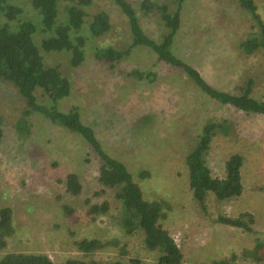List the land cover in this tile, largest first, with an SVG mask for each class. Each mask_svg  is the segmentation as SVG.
I'll return each instance as SVG.
<instances>
[{
  "label": "rangeland",
  "instance_id": "1",
  "mask_svg": "<svg viewBox=\"0 0 264 264\" xmlns=\"http://www.w3.org/2000/svg\"><path fill=\"white\" fill-rule=\"evenodd\" d=\"M23 8L22 19L36 18L26 0H10ZM146 34L159 39V17L144 15L141 0H129ZM175 10L176 0H153ZM264 21V0H254ZM104 10L111 28L90 39L81 65L72 67L69 55L41 50L47 66H56L71 84L60 108L77 107L82 121L91 126L103 148L122 161L140 185L147 200L163 199L169 205L159 220L180 248L184 264H209L236 255V264H264L242 255L254 239H264V115L246 113L203 94L177 67L159 61L148 48H133L113 67L93 56V46L124 48L129 42L126 19L110 0H95L89 14ZM89 19V17L87 18ZM180 28L173 51L196 68L213 87L236 93L244 82L254 81L252 96L264 100V51L244 54L239 43L254 32L249 15L236 0H184ZM155 72L152 81L138 79L131 71ZM40 99V91H36ZM25 108L14 86L0 82V207L12 211L11 233L0 248L7 253H44L55 264L68 258L94 259L120 264H156L158 253L143 245L138 231L126 235L114 218V191L98 182L100 160L76 134L51 124L39 114L30 118L29 133L20 135L15 124ZM207 122L223 123L205 155L215 177H223L229 155L243 157L240 196L217 200L206 197L205 210L193 200L188 185L185 156ZM149 175L139 178L137 172ZM74 172L82 192L72 196L63 182ZM98 193V194H96ZM91 202L109 201L110 211L91 220ZM63 206L73 209L72 215ZM250 212L253 231L217 222L218 215L236 217ZM83 238L104 246L85 256L75 245Z\"/></svg>",
  "mask_w": 264,
  "mask_h": 264
},
{
  "label": "trees",
  "instance_id": "2",
  "mask_svg": "<svg viewBox=\"0 0 264 264\" xmlns=\"http://www.w3.org/2000/svg\"><path fill=\"white\" fill-rule=\"evenodd\" d=\"M36 12V18L22 19L23 8L10 0H0V82L7 81L24 100L25 108L18 118L15 128L20 135L29 133V118L39 114L51 124L60 126L80 137L100 160L98 182L101 186L114 191V218L126 235L142 232L143 245L148 251L158 253L156 264H184L183 254L170 235L159 222L165 216L169 205L163 199L147 200L143 197L140 185L134 180L126 165L105 151L97 139L94 129L82 121L77 107L68 110L60 108V101L71 92L70 81L56 66H47L41 50L45 52H63L69 55V64L77 67L85 59L86 47L90 39L98 38L111 28L110 16L100 10L89 14L88 10L95 0H26ZM126 19L130 42L124 48L113 46H93V56L98 61L113 67L116 62L130 55L133 48L143 46L152 51L157 60L180 68L194 85L207 97L221 104L231 105L246 113L264 115V100L252 96L253 79H247L238 92L217 89L209 84L191 64L173 51L175 37L180 28V9L184 0L175 1V10L168 4L153 0H141L139 9L144 15L155 14L159 17L163 30L159 39L145 33L140 17L129 0H110ZM253 22L254 32L249 33L239 43L244 54L257 50L264 51V21L257 11L254 0H236ZM89 17V19H87ZM138 79L155 78V72L133 70L130 73ZM40 91V99L36 95ZM217 129L225 130L223 123L207 122L203 125L198 138L185 156L188 185L193 200L205 210L206 197L212 193L215 199L226 200L240 196L243 190L241 166L243 157L233 153L225 160L223 177H215L206 163L205 155ZM3 136L0 121V141ZM149 173L139 170L137 176L146 178ZM66 191L72 196L82 192V184L76 173H67L63 180ZM98 194V193H96ZM88 205L87 216L91 220L107 214L111 209L109 201L101 203L85 199ZM67 215L73 209L63 206ZM12 211L9 207H0V248L6 244L5 238L11 233ZM217 222L252 232L254 217L250 212H242L236 217L218 215ZM79 251L85 256L93 254L104 246L97 239L83 238L75 241ZM242 255L253 262L264 259V239L255 238L250 249ZM236 255L212 260L209 264H236ZM0 264H55L44 253L16 252L7 253L0 258ZM61 264H120L94 259L81 260L68 258Z\"/></svg>",
  "mask_w": 264,
  "mask_h": 264
},
{
  "label": "built area",
  "instance_id": "3",
  "mask_svg": "<svg viewBox=\"0 0 264 264\" xmlns=\"http://www.w3.org/2000/svg\"><path fill=\"white\" fill-rule=\"evenodd\" d=\"M175 240V239H174ZM176 242V241H175Z\"/></svg>",
  "mask_w": 264,
  "mask_h": 264
}]
</instances>
